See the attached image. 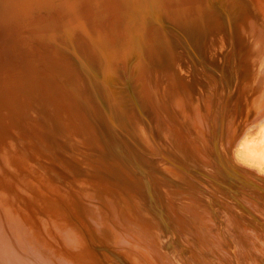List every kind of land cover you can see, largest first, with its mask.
Returning a JSON list of instances; mask_svg holds the SVG:
<instances>
[{"label": "rangeland", "instance_id": "obj_1", "mask_svg": "<svg viewBox=\"0 0 264 264\" xmlns=\"http://www.w3.org/2000/svg\"><path fill=\"white\" fill-rule=\"evenodd\" d=\"M131 1L137 5L141 0ZM208 1L211 0H147L149 8L157 9L155 6L158 3L161 5L156 11V17L149 19L151 23L144 41L140 34L143 26L139 25L140 31L137 25L132 29L124 27L132 22L130 18L119 17V6L116 7L109 0H93L94 5L103 13L106 10L107 17L113 16L107 27L112 26L109 31H114L115 37L113 42L108 43L104 37V42L108 45L116 40L123 42V52L116 59L118 67L115 64L118 72L113 77H110V73L113 72L115 58L104 65H109L108 70L104 66L102 68L97 53L89 47L87 36L92 35L95 22L84 11L74 21L77 22L76 28L81 30L74 37L65 39L74 45L64 50L72 65L69 66L70 69L68 67V73L61 74V78L53 84L64 90L57 93H61L65 102L62 103L58 97L53 99L52 94L47 96V92L46 95L41 93L35 98L34 88L27 85L15 96V104L22 106L17 107L18 114L13 118L15 120L6 116L9 119L7 124L10 135L0 142L1 155L5 156L0 159L3 168L0 169V206L6 198L14 201L6 202L7 206L4 204L3 213L0 209L1 251L10 249L20 260H27L32 264H68L66 256H59L54 251L55 247L47 242L48 239H44L43 235L33 234L43 227V232L49 239L52 233L57 235L61 229L63 233L66 232V237L69 238L65 240L66 243H62L67 246L68 252L78 253L76 256L80 258H77L75 264H264V136L260 135L264 126V28L260 22H256L253 23L254 26L260 29H251L255 28L252 25L255 17L256 21L263 19L264 23V0H254L255 3L253 0H241L240 4L239 0H214L218 6L222 5L220 8H224V12L227 10L226 15H223V11L217 9L215 19L211 13L215 14L216 8L213 11V6L217 3L214 4L212 0V9L203 16L205 23L202 19L195 24V29L201 26L199 31L198 28L195 30L197 34L194 33L193 19L191 22L182 21L173 15L174 6H196L205 10L208 9L205 6ZM86 3L93 6L89 0ZM109 5L112 6L110 10ZM113 7L116 9L113 10ZM135 7L136 10L133 6L131 9L140 14L141 18L147 19L146 6L142 9ZM80 10L75 11L77 16ZM239 11L248 18V22L242 23L245 17ZM85 15L90 19V24L88 18L84 21ZM223 18L227 19L230 29ZM166 19H175L176 25L172 26L173 22ZM213 20H216V24ZM46 21L47 19L45 24ZM7 23L5 20L4 24ZM9 23L6 27H9ZM165 24L172 26V29ZM239 24L243 33L238 31ZM243 24L252 27H244ZM168 29L173 33L174 45L169 39L158 37ZM13 31H9L10 38L3 30V44L8 47L5 49L10 50L11 56L15 55L17 48L12 42ZM200 32H205L209 37ZM227 32L231 34V41L227 39V35L230 36ZM15 33L18 30L14 31V35ZM242 36L244 42L241 40ZM254 36L257 38L253 39ZM81 37L87 43L76 42ZM157 37L158 44H162L164 51L148 53L147 50L156 49V46L148 45V42ZM239 44L240 47L246 45L248 50L239 48ZM77 46H80L79 50ZM26 48L32 51L33 45L27 43ZM242 49L245 53L251 49L252 52L256 50L254 53L258 50V55L256 53L257 56L254 57V53L253 56L249 55L250 52L246 56L249 57L248 61L244 60L246 57L243 58L245 53L242 54ZM20 50H24L23 46ZM43 50L44 55L49 53L54 59H60L64 55L61 53L58 56L51 47ZM6 54L4 56L9 58L8 52ZM135 55L139 62L138 66L135 65L137 68L127 67L137 60ZM253 61L258 63L255 65ZM84 62L96 64L95 68L101 70L103 75L106 74V83L100 80L98 70L88 64L83 65ZM246 62L254 65L248 67ZM231 64H234L235 69ZM177 72L179 73L176 74ZM146 75L149 101L138 84ZM183 93L187 94L186 99L183 98ZM43 95L44 98L39 102L37 98ZM183 100L188 104L185 101L186 105L178 108V103L184 102ZM40 103L52 106L55 113L61 112L63 116L54 117L53 113H46V119L34 118L31 130L21 119L23 116H38V107H42ZM111 107L120 117L129 120V124L124 120L127 127L115 122V116H110ZM258 107L257 112L255 109ZM75 118H78V124L82 127L78 133L72 132V128L77 126ZM61 120L65 122L62 125L66 128L55 126V122ZM255 132H258L259 139H256L258 137ZM51 136L62 144L60 148L58 143L49 146L43 140L50 139ZM37 137H42L43 141H37ZM245 139L246 148L243 147L244 142L242 146L239 144ZM63 170L68 172L65 174ZM126 171H136L138 177L132 175L123 181ZM66 178L75 185L73 188L71 184L67 187ZM53 187L60 188L61 194L66 197L63 200L57 199L55 206L59 214L55 218L54 212L45 203L50 204V199L56 200V194L48 191L44 194V189L55 190ZM113 187L115 194H108V189ZM122 192L124 196L131 194V198L121 199L119 194ZM82 195H86L87 207L93 209L89 210L91 215L85 209V223L79 221V225L71 212L75 213L74 200L79 201ZM26 203L31 204L33 210L45 207L48 214L23 212L21 207H25ZM70 204L71 209L68 208ZM52 205L54 207V203ZM121 207L124 211L120 215L118 211ZM19 211L21 216L25 213L30 218L27 222H17L23 230L13 237L21 241L22 245L10 243L8 233L14 232ZM100 211L104 213L102 217ZM94 212H97L96 216L92 217ZM59 216L64 218L57 220ZM102 220L105 222L100 226ZM50 224L54 230L50 228ZM93 224L98 228H93ZM101 229L105 231L102 232ZM111 229L115 232L112 233ZM94 233L98 238L94 237ZM46 253L49 257H44Z\"/></svg>", "mask_w": 264, "mask_h": 264}, {"label": "bare ground", "instance_id": "obj_2", "mask_svg": "<svg viewBox=\"0 0 264 264\" xmlns=\"http://www.w3.org/2000/svg\"><path fill=\"white\" fill-rule=\"evenodd\" d=\"M90 1V3L93 5V6H91V5H88V3H86V0H0V35H1V40H0V142H2L5 138H6V136H8V135H10V127H8V120L9 119H7V117L6 116H8L9 118H11V119H13V118H15V115H17L18 114V111H17V107H22V106H20V105H18L17 103L15 104V102H14V100L16 99L15 98V96H16V94H19L20 92H22L21 90H23V88L24 87H26L27 85H32V87L34 88V94H35V98L37 97V95L38 94H41V93H43L44 95H46V92H47V96H49V94H52V98L53 99H57V97H58V99L60 98L61 100H62V103H64L65 101L62 99V97H61V93L60 94H58L57 92H60V91H64V90H62V89H60L58 86H55V85H53L54 83L56 84V81H57V79L58 78H61V74H67L68 73V67L70 66V65H72L70 62H69V59H68V56L64 53V50H67V48L69 47V48H71L72 47V45H74L73 43H71V44H69L68 43V41L66 42L65 41V39H67V38H72V37H74V35L75 34H78V31H80L81 29L80 28H76L77 26H75L76 25V23L77 22H74V21H76V20H78L79 19V16H80V14L84 11V12H86V14H89L90 15V17L92 18V20L95 22L94 23V27L95 28H92V31H91V36H87L88 38H87V40H88V42H89V47L91 48L90 50H93L95 53H97L96 54V56H97V59L99 60V64L100 65H102V68H104L105 66L104 65H106L107 63H108V61L109 60H111V59H114L115 60V62H114V64H113V66H114V69H113V66H112V71L113 72H111L110 73V77H113V75L114 74H117V72H118V69H117V67H118V62H117V58H118V56H121V53L123 52V50H122V45H123V42H120L119 40H116V41H114V43H112L111 45H108L107 43L108 42H110V41H112L113 42V39H114V37H115V35H114V31L113 32H111V31H109L110 30V28L112 27V26H110V27H107V25H108V23L110 24V22L113 20V16H112V18L111 17H107V15L108 14H105L106 13V10H104L105 12L103 13L99 8H97V6H95L94 5V2H92L93 0H89ZM108 0H106V2H107ZM145 1V2H144ZM180 2H182V0H179ZM212 1V0H211ZM210 1V2H211ZM240 1L241 0H239V4H240ZM262 2H263V0H261ZM88 2V1H87ZM109 2L111 3V4H114L116 7L117 6H119V17H121L122 19H124V18H130L131 19V22L132 23H127L126 25H124V27L126 28V29H132L134 26H136L137 25V28H138V30L140 31V28H139V25H141V26H143V29H142V27H141V29H142V32H140V34H141V36L143 37V38H141L142 40H144V41H146V38H147V34H145V33H147L146 31H147V29L150 27V23H151V20H149V19H151V18H153V17H156V11H158L159 9L158 8H160V5L161 4H159L158 3V5L157 6H155V7H157V9H154V8H149L150 6H148V4H146L147 3V0H141V1H139V3H137V5L135 4V2L133 3L131 0H109ZM129 2H131L130 3V5H129ZM209 2V1H208ZM210 2L209 3H207L205 6H207V8L208 9H206L205 8V10H203L202 8H198V7H196V6H174V12H175V14H173L174 16L176 15L177 16V18L179 19V20H184V21H190V20H192V23L195 25L197 22H200L199 20H202L204 17V15H205V12H209L212 8V6H211V4H210ZM213 2H214V4L215 3H217V1L215 2L214 0H213ZM237 2H234V3H237ZM242 2V1H241ZM14 3V4H13ZM16 3V4H15ZM109 3V4H110ZM253 3H255L254 2V0H253ZM189 3H187V5H188ZM208 4H210V6L208 5ZM213 4V3H212ZM238 4V5H239ZM9 5H13V6H9ZM20 5V6H19ZM108 5V4H107ZM219 4L217 3V4H215L214 6H213V11H214V8H216L215 9V14H214V12H213V14L211 13V15H213V19H215V17H214V15H216V10L217 9H219L220 11L223 9L224 10V8H220V6H222V5H220V6H218ZM234 6L236 5V4H233ZM241 5L243 6L244 4L243 3H241ZM263 5H264V3H263ZM114 6V7H115ZM131 6H133V9L134 10H136L135 8V6H139V9H142V7L143 6H146V14H145V17L147 16V19H144V18H141L140 17V14H138V13H136L133 9H131ZM219 8H218V7ZM233 6V7H234ZM242 6H239V7H242ZM245 6V5H244ZM243 6V7H244ZM110 7H112L111 5H109V8H108V10H110ZM113 7V8H114ZM239 7H238V9H239ZM77 9H81L80 10V12L78 13V16L75 14V11L77 10ZM96 9V10H95ZM116 8H114L113 10H115ZM237 9V7L235 8V10ZM240 9H243V8H240ZM222 10V11H223ZM249 10V9H248ZM220 11H219V13H220ZM227 11V10H226ZM225 11V12H226ZM107 12H109V11H107ZM114 12V11H113ZM113 12H110L111 14L113 13ZM225 12L223 11V15H226L225 14ZM236 12H238V10H236ZM242 12H243V10H242ZM242 12L241 11H239V13H241L242 14ZM245 12V11H244ZM116 13V12H115ZM227 13V12H226ZM111 14H109V15H111ZM134 14V15H133ZM248 14H250V12L248 13ZM243 15V14H242ZM143 16V15H142ZM159 16V15H158ZM175 16V17H176ZM229 16V15H228ZM244 16V15H243ZM250 16H252L253 17V15L252 14H250ZM249 16V18H251ZM223 17H225V18H227V19H229L228 17H226V16H223ZM239 17H241V18H243L242 16H239ZM245 17V16H244ZM87 18L88 17H86V15H85V20L84 21H86L87 20ZM181 18H184V19H181ZM240 18V19H241ZM246 18L247 17H245L244 19H242L243 21H242V23L243 22H248V20L246 21ZM47 19V21H46V24H45V20ZM117 19V18H116ZM224 19V18H223ZM227 19H224V20H226L225 21V24L226 25H228L229 23H227L228 21H227ZM240 19H239V21H240ZM248 19V18H247ZM252 19V18H251ZM250 19V20H251ZM256 19V17L254 18V19H252L253 20V22H252V25H253V27H255V28H251V29H256V27L257 26H254V24L253 23H256V22H260V25H263V28H264V23H263V19H261V21H256L255 20ZM8 21V23H9V27H6V25L8 24H4V21ZM134 22H133V21ZM170 21V22H173L172 23V26H175L176 25V23H175V19H166V21ZM216 20H218V19H216ZM216 20H213L215 23L214 24H216ZM223 20V21H224ZM245 20V21H244ZM255 20V21H254ZM259 20V19H258ZM88 23L90 24L91 23V21H90V19L88 18ZM162 21V20H161ZM194 21V22H193ZM207 21V20H206ZM209 21V20H208ZM191 22V21H190ZM218 22V21H217ZM6 23V22H5ZM74 23V24H73ZM183 23V22H182ZM189 23V22H188ZM187 23V24H188ZM203 23H205V21H204V19H203ZM203 23H200V24H203ZM212 23V22H211ZM251 23V22H250ZM262 23V24H261ZM179 24H181V23H179ZM190 24V23H189ZM188 24V25H189ZM230 24H231V22H230ZM68 25H70V26H68ZM183 25V24H182ZM190 25H192V24H190ZM193 25V29H194V31L195 30H197V28H198V31H199V29L201 28V26L200 27H197L196 29H195V27H196V25L194 26ZM199 25V24H198ZM209 25H210V21H209ZM225 25V26H226ZM247 24H243L242 26H244V27H249V26H246ZM249 25H251V24H249ZM252 25L250 26V27H252ZM255 25H257V24H255ZM165 26H167V28H171L172 26H168V25H166L165 24ZM211 26H213V25H211ZM230 25H228L227 26V28H229L230 29V27H229ZM238 27L240 26L241 27V25L239 24V25H237ZM144 27H145V29H144ZM240 27H239V29H238V31L240 30ZM249 27V28H250ZM183 28H184V26H183ZM192 28V27H191ZM202 28H204V27H202ZM248 28V29H249ZM259 27H257V29H258ZM172 29V28H171ZM193 29H192V31H193ZM205 29V28H204ZM226 29V28H225ZM250 29V30H251ZM260 29V28H259ZM3 30L5 31V33L7 34V36L8 37H10V33H9V31H15V30H18V33H15V35H14V31H13V33H12V35L14 36V37H12V42H13V45H16L17 46V48H16V52H15V55L14 56H11V52H9L7 49H5L7 46L5 45V44H3V36H4V34H3ZM188 31H189V29H187ZM202 30V29H201ZM246 30V29H245ZM68 32V33H65V32ZM169 29L165 32V34H160V35H158V33H157V35H158V37L160 36V38L159 39H165V40H168L169 39V41H170V43H172L173 45L174 44H176L175 43V39H172L173 38V33L171 32V31H169ZM176 31V30H175ZM179 31V30H178ZM190 31H191V29H190ZM189 31V32H190ZM203 31V30H202ZM205 31V30H204ZM229 31V30H228ZM241 31V33H243L242 32V30H240ZM17 32V31H16ZM95 32H97V33H95ZM180 32V31H179ZM206 32V31H205ZM205 32H200V33H205ZM214 32V31H213ZM216 32V31H215ZM231 32V31H230ZM236 32V31H235ZM250 32H252V31H250ZM253 32H256V31H253ZM194 33H196V31L194 32ZM198 33V32H197ZM196 33V34H197ZM229 32H227V34H228ZM239 33V32H238ZM238 33H235V35L236 34H238ZM244 33H246L247 34V32L245 31ZM93 34H96V35H94L93 36ZM138 34V33H137ZM206 34H209V33H207L206 32ZM206 34H204L206 37H209V35L207 36ZM213 34H215V33H213ZM216 34H218V33H216ZM230 34V33H229ZM251 34V33H250ZM183 35V34H182ZM199 35V34H198ZM197 35V36H198ZM243 35V34H242ZM205 36H203V37H205ZM216 36V35H215ZM250 35H249V30H248V37H249ZM251 36H252V34H251ZM104 37H105V39H104ZM158 37L154 40V41H151V42H148V45H152L153 47L154 46H156L155 48L156 49H153V50H147L148 51V53H150V52H163L164 51V49L162 48V44H158ZM185 37V36H184ZM196 37V36H195ZM229 37H231V34H230V36L229 35H227V39L229 38ZM11 38V37H10ZM194 38V37H193ZM199 38V37H198ZM257 38V37H256ZM255 38V36L253 37V39H256ZM107 40L106 42L107 43H105L104 42V40ZM230 39H232V38H229V40ZM243 39V36H242V38H241V40ZM245 39V38H244ZM68 40V39H67ZM78 41H76V42H82V41H84L85 43H87V40L86 39H83L82 37L81 38H78L77 39ZM251 40V39H250ZM231 41V40H230ZM233 41V40H232ZM243 42H244V40H242ZM252 41V40H251ZM5 42V41H4ZM217 42V41H216ZM229 41H227V43H228ZM6 43V42H5ZM27 43H30V44H32L33 45V49H32V51H28V48L30 47H28V48H26V46H27ZM218 43V42H217ZM245 43H246V41H245ZM247 43H249V42H247ZM253 43V42H252ZM5 45V46H4ZM240 45L241 44H239V48H241V47H244V48H246V45L244 46H241L240 47ZM247 45H249V44H247ZM263 45V44H262ZM261 45V46H262ZM23 46V51H21L20 50V47H22ZM230 46V45H229ZM232 46V45H231ZM250 46V45H249ZM252 46V45H251ZM259 47H260V45H258ZM48 48V47H51L52 49H53V51L58 55V56H61V53L62 54H64L63 56H61V58L60 59H54L49 53H46L45 55L43 54L44 53V50L43 49H45V48ZM78 47V46H77ZM159 47V48H158ZM187 47V46H186ZM263 47V46H262ZM5 50H4V49ZM8 48V47H7ZM26 48V49H25ZM158 48V49H157ZM230 49H231V47H229ZM253 48V47H252ZM255 48H257V47H255ZM254 48V49H255ZM1 49H3V50H1ZM10 49V48H9ZM80 49V46L78 47V50ZM95 49V50H94ZM185 49V48H184ZM233 49V48H232ZM247 50H248V47L246 48ZM245 49V50H246ZM264 48H262V52L264 51L263 50ZM40 50H42L41 52H40ZM247 50H246V52H247ZM259 50H261V49H259ZM8 52V55H9V58H8V56L7 57H5L4 55ZM191 51V50H190ZM233 51V50H232ZM241 50H239V52H240ZM243 51V52H242ZM242 54H244L245 53V51L242 49ZM254 51V50H253ZM256 51V50H255ZM254 51V52H255ZM39 52H40V54H39ZM140 52H142V50L140 51ZM195 52V51H194ZM252 54H251V53ZM248 51L247 53H245L244 55H242L243 56V58H245L247 55H248V53H250L249 55H252L253 56V53L254 52H252V49H251V51ZM261 52V53H262ZM185 53H186V51H185ZM189 53V52H188ZM257 55H258V50H257ZM256 53H254V57H255V55H256ZM261 53H260V57H261ZM264 53V52H263ZM197 54V53H196ZM232 54V53H231ZM238 54V53H237ZM7 55V54H6ZM189 55V54H188ZM194 55V54H193ZM233 55V54H232ZM241 55V54H240ZM240 55H238L237 56V58H239V56ZM256 55V56H257ZM43 56V57H42ZM55 56V55H54ZM65 56V57H64ZM136 56V55H135ZM190 57H191V54H190ZM249 58V57H248ZM247 57L244 59V60H247L248 59ZM136 59L137 60H134L132 63V65L131 66H127V67H132V66H135V65H137V63H139L138 62V58H137V56H136ZM240 59H241V57H240ZM260 59H263V58H260ZM225 60V59H224ZM255 60L257 61V59L255 58ZM87 61H89V60H87ZM248 61V60H247ZM256 61H253V62H255V65H256V63H258V62H256ZM261 61V60H260ZM85 64H83V65H86V64H88L89 65V67H93V69L95 70L96 68H95V66H96V64H94V63H91V62H84ZM231 63H232V61H231ZM246 63H248V62H246ZM115 64H117V67H116V65ZM234 64H235V62H234ZM234 64L232 65V66H234ZM242 64V63H241ZM249 64V63H248ZM262 64H264V63H262ZM242 65H244V64H242ZM250 65L251 64H249L248 65V67H250ZM252 65H254V63L252 64ZM251 65V66H252ZM259 65V67H261V65H260V63L258 64ZM34 66V68L32 69V67ZM104 66V67H103ZM138 66V65H137ZM137 66H135V68H137ZM231 66V67H232ZM88 67V68H89ZM101 67V66H100ZM107 67H109V65H107L105 68L108 70V68ZM255 67V66H254ZM257 67V66H256ZM255 67V68H256ZM86 68V67H85ZM134 68V67H133ZM243 68H245V67H243ZM253 68V67H252ZM69 69H70V67H69ZM232 69V68H231ZM234 69H235V66H234ZM250 69V68H249ZM96 70H98V69H96ZM237 70V69H236ZM250 70H252V69H250ZM99 72V76H100V80L102 81V82H104V83H106V80H105V78H107L105 75H103L102 73H100L101 72V70H98ZM235 71V70H234ZM247 72H248V70H247ZM252 72V71H251ZM254 72H256V70L254 71ZM78 73V72H77ZM92 73V72H91ZM179 72H177L176 74H178ZM235 73H237L236 71H235ZM249 73V72H248ZM259 73V72H258ZM240 74H242V73H240ZM256 74V73H255ZM255 74H253L255 77H256V75ZM234 75V74H233ZM251 75H252V73H251ZM250 75V76H251ZM261 75V74H260ZM149 76V75H148ZM177 76V75H176ZM249 76V75H248ZM75 77V76H74ZM237 77V76H236ZM242 77H243V75H242ZM241 77V78H242ZM263 77V76H262ZM75 78H78V77H75ZM147 75L146 76H143L142 77V80H141V82H139L138 84H139V87L143 90V94H144V96H145V98H147V96H148V91H147V89H149V86L146 84V82H147ZM177 78H179V77H177ZM182 78V77H181ZM238 79H239V77H237ZM250 78H252V77H250ZM94 79V78H93ZM249 79V78H248ZM145 80V81H144ZM235 80H237V79H235ZM246 80V79H245ZM250 80V79H249ZM100 81V82H101ZM116 81V80H115ZM238 81V80H237ZM240 82H242V80L240 79ZM255 82V81H254ZM262 83H264V81L262 82ZM262 85V84H261ZM243 86H245L246 87V85H243ZM262 87V89H263V85L261 86ZM238 88V87H237ZM159 89V87L157 88V90ZM261 89V90H262ZM244 90H246L245 88H244ZM259 90V89H258ZM260 90V91H261ZM264 90V89H263ZM161 90H159V92H160ZM214 91V90H213ZM158 92V93H159ZM246 92V94H247V91H245ZM259 92V91H258ZM261 92H263V91H261ZM63 93V92H62ZM254 93H255V91H254ZM226 94V93H225ZM251 94V93H250ZM249 94V95H250ZM256 94V93H255ZM260 94V93H259ZM44 95L43 96H41V97H39V98H37V100L40 102V100L42 99V98H44ZM186 95L187 94H185V93H183V98L184 99H186ZM249 95H247V96H249ZM263 95H264V93H263ZM225 96V95H224ZM246 96V95H245ZM235 97V96H234ZM202 98V97H201ZM220 98V97H219ZM247 98V97H246ZM249 98V97H248ZM264 98V97H263ZM262 98V99H263ZM189 99V98H188ZM147 100L149 101L150 100V98L148 99L147 98ZM227 100H228V98H227ZM234 100H235V98H234ZM184 101V100H183ZM186 101V100H185ZM185 101L184 102H180V103H178V108H182L183 106H184V104H185ZM224 101V100H223ZM39 102H38V104H39ZM226 102V101H225ZM186 103L188 104V102L186 101ZM14 104V105H13ZM41 104V106L42 107H38V110H40V113L38 114V116H36V117H31V118H28V116H26V117H22V119H21V121H22V123L24 124L25 123V125H28V127H30L31 128V130L33 129V127H32V124L34 123V121H35V119L34 118H42V119H46L47 118V115H46V113L49 115L50 113H53L54 114V117H60V115L61 116H63V114H61V112H59V113H55L54 112V110H52V106H50V105H48V104H45L44 105V103H40ZM112 104V103H111ZM226 104V103H225ZM186 105V104H185ZM227 106H228V103L226 104ZM245 106V105H244ZM263 107V106H262ZM261 107V108H262ZM15 108H16V110H15ZM4 109H5V111H6V115H4L3 116V112H4ZM111 111H110V116L111 117H113V116H115V122H117L118 124H122V125H125L126 127H127V125L129 124V120H127V119H124V118H122V117H120V115H118V114H116L115 113V110H114V108H112L111 107ZM240 109V108H239ZM257 110V112L259 111V107H258V109H255V111ZM261 110V109H260ZM224 111V110H223ZM227 111V110H226ZM237 111H239V110H237ZM246 111V110H245ZM256 112V113H257ZM244 113V112H243ZM255 113V114H256ZM262 113V112H261ZM145 114V113H144ZM223 114V116H224V113H222ZM225 114H227L226 112H225ZM260 114V113H259ZM123 115V114H122ZM251 115H253V114H251ZM257 115V114H256ZM258 116V115H257ZM146 117H148L147 116V114H146ZM256 117V116H255ZM150 118V117H149ZM62 119V118H61ZM71 119H72V117H71ZM76 120L75 121H77V126L76 127H74V128H72V132H76V133H78L79 131H80V129L82 128L81 127V125L80 124H78L79 123V121H78V118H75ZM114 119V118H113ZM13 120H15V119H13ZM124 120H125V122H127L128 121V124L127 123H124ZM256 120V119H255ZM63 120H61V121H56L55 122V126L56 125H59V126H61V127H65L64 125H62L63 123H65V122H62ZM110 121H111V118H110ZM120 121V122H119ZM252 121V120H251ZM250 121V122H251ZM73 122V121H72ZM112 122H113V120H112ZM111 122V123H112ZM114 123V122H113ZM258 123V122H257ZM264 124V123H263ZM75 125V124H74ZM253 125H254V123H253ZM262 125V124H261ZM257 126H259V125H257ZM39 127V126H38ZM251 127V126H250ZM255 127V126H254ZM66 128V127H65ZM248 128V127H247ZM252 128H253V126H252ZM258 128V127H257ZM56 129V128H55ZM68 129H69V127H68ZM251 129V128H250ZM255 128H253V130H254ZM261 129H263V130H261V133H262V131H263V134H264V126L261 128ZM48 130V129H47ZM244 130V129H243ZM242 130V131H243ZM246 130H248V129H246ZM254 131H256V130H254ZM70 132V131H69ZM249 132V131H248ZM15 133V132H14ZM50 133V132H49ZM242 133V132H241ZM247 133V132H246ZM250 133V132H249ZM260 133V135L261 136H264L263 134H261ZM255 134H256V137H258L257 136V134H258V132H255ZM243 135V134H242ZM253 135H254V133H253ZM39 137V136H38ZM37 137V141H43V140H45L47 143H48V145L49 146H51L53 143H58V148H60L61 146H62V144L61 143H59L55 138H53V136H51L50 137V139H44L43 138V140H42V137L41 138H38ZM242 138H243V136H241ZM248 137V136H247ZM251 137H253L252 135H251ZM250 137V138H251ZM255 137V138H256ZM2 138H4V139H2ZM246 138V137H245ZM249 138V139H250ZM254 138V137H253ZM262 138V137H261ZM264 138V137H263ZM262 138V139H263ZM39 139V140H38ZM256 139H259V137L258 138H256ZM243 140V139H242ZM264 140V139H263ZM246 141V139L244 140V141H237L239 144H241V146H242V144H243V142H244V145H243V147H245L246 148V145H245V142ZM256 141V140H255ZM259 141V140H258ZM236 142V144H238ZM247 142H248V139H247ZM259 142H261V141H259ZM263 142V141H262ZM251 143V142H250ZM252 143H254V142H252ZM264 143V142H263ZM262 143V144H263ZM2 144V143H1ZM1 144H0V147H1ZM256 144V143H255ZM252 145V144H251ZM254 145H252V147H253ZM242 148V147H241ZM251 147H249V149H250ZM256 148V147H255ZM248 149V148H247ZM254 149V148H253ZM246 150V149H245ZM256 149H254V151H255ZM245 152V151H244ZM247 152H249V151H247ZM77 153H79V152H77ZM77 153H76V155H77ZM251 153V152H250ZM249 154V153H248ZM249 155H251V156H253L252 154H249ZM264 156V155H263ZM5 156L2 154L1 155V150H0V159H3ZM252 158V157H251ZM254 158V157H253ZM257 159V158H256ZM253 160H255V159H253ZM0 169H2L3 170V168H2V166H1V164H0ZM1 170V171H2ZM138 170V169H137ZM64 172L63 173H67L68 171H66V170H63ZM127 172V171H126ZM64 174V175H65ZM138 174V172H136V171H128L127 173H125L124 175H125V178L124 179H122L123 181L124 180H127V179H129V178H131V176L133 175V176H136ZM1 175H3V174H1ZM66 176V175H65ZM137 177H138V175H137ZM67 179V178H66ZM65 179V184L67 183V187H69L68 186V184H71L70 186H72L71 188H73L75 185H73L68 179L66 180ZM71 180V179H70ZM6 184H8V181H6ZM136 185V184H135ZM141 187V186H140ZM53 188H56L55 190H47V189H44V194L48 191V192H51L52 194H56V200L55 199H50L51 200V203L49 204V203H45L48 207H50V210H51V212H54V218H55V216L57 215V214H59V212L57 211V202L56 201H58V200H63V198H65L66 199V197L65 196H63L62 194H61V192H60V188H57V187H53ZM150 188H152L151 186H150ZM40 190L42 191V193H43V189L42 188H40ZM107 190V189H106ZM153 190H155V188L154 189H152V191ZM56 191H58V192H56ZM14 193V192H13ZM111 193L114 195L115 194V188L113 187V188H111L110 190L108 189V194H110L111 195ZM20 194H21V192H19L18 193V196L20 197ZM10 195V194H9ZM103 195V194H102ZM101 195V197H104V196H102ZM126 196H124V193L122 192L121 194H119V196L121 197V199H125L126 200V198L127 199H129V198H131L130 197V195H128V194H125ZM84 196H86V195H82V196H80V200L79 201H76V199L74 200V202H75V206H73V209H74V211H75V213L74 212H71V214L72 215H75V219L78 221V223H79V221L80 222H83V223H85L84 222V220L86 219H83L84 217L83 216H85V209L86 210H88V212H89V214L91 215V213H90V211L89 210H91V209H93V208H91L90 206V208H88L87 207V205H86V201H85V197ZM132 196V195H131ZM184 196V195H183ZM0 198L2 199V197L0 196ZM19 199V198H18ZM18 199H15V200H18ZM58 199V200H57ZM69 199V198H68ZM84 199V200H83ZM107 199V198H106ZM10 199H8V198H6L5 200H2V205L0 206V209L2 210H0L2 213H3V208H4V204L6 203V202H11V201H14V200H10ZM105 200V199H104ZM84 201V202H83ZM128 201V200H127ZM48 202V201H47ZM70 202V201H69ZM19 203H20V201H19ZM54 203V207H53V204ZM90 203V202H89ZM112 203V202H111ZM23 204H24V202H23ZM62 204V203H61ZM91 204V203H90ZM94 204V203H93ZM31 204H28V203H26V205H25V207H24V205H23V207H21V209L23 210V212L24 211H28L29 213L30 212H33L34 211V213L35 212H40V213H42V214H45V215H47L48 214V212L46 211L47 209L45 208V207H43V208H40V210H37V209H35V210H33L34 209V207L31 205ZM52 205V206H51ZM56 205V206H55ZM101 205V204H100ZM5 206H7L6 204H5ZM59 206V205H58ZM64 206V205H63ZM99 206V205H98ZM40 207H41V205H40ZM53 207V208H52ZM68 208H70L71 209V204L68 206ZM104 208H106V207H104ZM108 208V207H107ZM113 208V207H112ZM190 208V207H189ZM66 210H67V208H65ZM111 209V208H110ZM126 209V208H125ZM127 210H128V208H127ZM70 211V210H69ZM68 211V212H69ZM95 211V210H94ZM112 211V210H111ZM123 211H124V208L123 207H121L120 209H119V211H118V214H120L121 215V213H123ZM27 213V212H26ZM96 213L97 212H94V214H93V216L92 217H95L96 216ZM125 213V212H124ZM129 213V212H128ZM131 213V212H130ZM36 214H38V213H36ZM66 214V213H65ZM104 213H103V211H100V216L102 217V215H103ZM106 214V213H105ZM127 214V213H126ZM191 214V213H190ZM26 214L24 213V216H25ZM28 215V214H27ZM63 215V214H62ZM99 215V214H98ZM117 215V214H116ZM21 216V214H20V211H19V214L17 215V217H16V221H15V229H14V232H8L9 233V237H10V243H16V244H18V245H22V243H21V241L19 242L18 240H16V238H14L15 237V234L17 235V232H20L21 230H23V227H21L20 228V225H18L17 224V222H23V221H25V222H27V219H30L29 217H27V216ZM65 216V215H64ZM70 216V215H69ZM11 217V216H10ZM114 217V216H113ZM146 217V216H145ZM61 218H64V217H62V216H59L58 218H57V220L58 219H61ZM195 218V217H194ZM65 219H66V216H65ZM107 219V218H106ZM111 219H113L112 217H111ZM114 219H115V217H114ZM113 219V220H114ZM49 220V219H48ZM0 221H2V220H0ZM105 222V220H102V224H100V226H102L103 225V223ZM55 224H56V222H54ZM95 223V222H94ZM27 224V223H26ZM106 224V223H105ZM120 224V223H119ZM57 225V224H56ZM79 225H80V223H79ZM99 225V223H97V226ZM19 226V227H18ZM50 226V228L51 229H53L54 227H51V224L49 225ZM60 225H58V227H59ZM96 225H94L93 224V228L94 227H97ZM121 226V225H120ZM119 225H118V227H120ZM45 227H48V226H45ZM122 227V226H121ZM131 227V226H130ZM133 227V226H132ZM139 227V226H138ZM42 229H38L37 230V232L36 233H33V234H35L36 236L37 235H43L44 236V239H48V243L50 242V244H52L53 245V247H55V249H54V251L55 252H57L58 254H59V256H66V260L68 261V264H75L76 262H77V258H80V257H78V256H76L77 254L76 253H74V252H72V251H69L68 252V250L66 249V247L67 246H65L64 245V243H66V239H68L69 237H66L67 235H66V232H64L63 233V231H62V229L59 227V229H61V230H59V232H57V235L55 234V235H53V233H52V236H51V238L49 239L47 236H45V231L43 232V227H41ZM98 228V227H97ZM104 229V228H103ZM113 229V228H112ZM111 229V230H112ZM50 230V229H49ZM54 230V229H53ZM110 230V231H111ZM51 231V230H50ZM92 231V230H91ZM101 231L103 232V231H105V230H102L101 229ZM113 231L115 232V230H112V233H113ZM33 232H34V230H33ZM56 232V231H55ZM88 232V231H87ZM94 232V231H93ZM93 232H92V234H93ZM107 232V231H106ZM145 232V231H144ZM89 233H91V232H89ZM108 233V232H107ZM111 233V232H110ZM65 235V236H64ZM149 235V234H148ZM14 236V237H13ZM92 236V235H91ZM66 237V238H65ZM76 237V236H75ZM94 237H97L96 236V234L94 233ZM93 237V238H94ZM78 238V237H77ZM98 238V237H97ZM101 238H103V237H101ZM62 241L64 242V243H62ZM93 241V240H92ZM84 242V241H83ZM81 243V242H80ZM82 244V243H81ZM133 246V245H132ZM131 246V247H132ZM53 247H52V249H53ZM60 252H62L63 253V255H62V253H59V251ZM63 250V251H62ZM97 250V249H96ZM1 251V250H0ZM67 251V252H66ZM87 251V250H86ZM95 251V250H94ZM96 252V251H95ZM1 253H2V257L0 258V260L2 261V264H32L31 262H28L27 260H20V258H18V256H17V254H15V253H13V252H11L10 251V249H8L6 252H3V251H1ZM97 253V252H96ZM87 255V254H86ZM130 255V254H129ZM146 255V254H145ZM88 256L91 258V255L90 254H88ZM99 256V255H98ZM133 256V255H132ZM146 256H148V255H146ZM145 256V257H146ZM44 257H49V255L46 253V255H44ZM108 257V256H107ZM99 258V257H98ZM150 257H148V259H149ZM145 259V258H144ZM151 259H152V256H151ZM154 259V258H153ZM64 260V259H63ZM134 262V261H133ZM53 263V262H52ZM40 264H44V263H40ZM46 264H51V263H46Z\"/></svg>", "mask_w": 264, "mask_h": 264}]
</instances>
